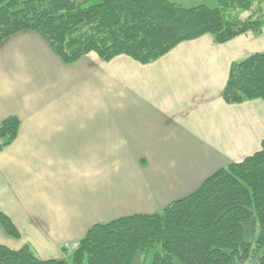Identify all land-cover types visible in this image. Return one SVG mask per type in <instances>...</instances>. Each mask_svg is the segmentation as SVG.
<instances>
[{
    "label": "crops",
    "instance_id": "obj_1",
    "mask_svg": "<svg viewBox=\"0 0 264 264\" xmlns=\"http://www.w3.org/2000/svg\"><path fill=\"white\" fill-rule=\"evenodd\" d=\"M264 52V37L185 42L149 65L95 53L67 65L38 32L0 44V124L21 120L0 151V213L29 245L59 260L95 225L155 214L197 191L264 141L261 101L228 105L233 63Z\"/></svg>",
    "mask_w": 264,
    "mask_h": 264
},
{
    "label": "trees",
    "instance_id": "obj_2",
    "mask_svg": "<svg viewBox=\"0 0 264 264\" xmlns=\"http://www.w3.org/2000/svg\"><path fill=\"white\" fill-rule=\"evenodd\" d=\"M38 32L67 65L90 53L104 62L128 56L141 65L180 44L211 36L225 45L248 34L264 37V0H218L216 8H183L169 0H0V44ZM222 98L228 105H264V52L235 62ZM21 120L0 124V151L12 145ZM5 233H21L0 213ZM264 264V141L259 152L231 163L194 193L155 214L95 225L59 260H41L29 245H0V264Z\"/></svg>",
    "mask_w": 264,
    "mask_h": 264
},
{
    "label": "rangeland",
    "instance_id": "obj_3",
    "mask_svg": "<svg viewBox=\"0 0 264 264\" xmlns=\"http://www.w3.org/2000/svg\"><path fill=\"white\" fill-rule=\"evenodd\" d=\"M169 1L178 4L179 6H181L183 8H188V9L194 8V7H199L202 5L207 6L209 8H216L218 6V0H169ZM253 37H255V36H253ZM255 38H257V37H255ZM151 214H153V213H151ZM153 255H154L153 251L140 255L138 258L139 263H137V264H152Z\"/></svg>",
    "mask_w": 264,
    "mask_h": 264
}]
</instances>
